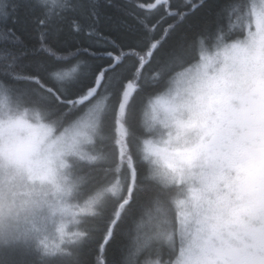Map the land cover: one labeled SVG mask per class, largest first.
Wrapping results in <instances>:
<instances>
[{
    "label": "clouds",
    "instance_id": "clouds-1",
    "mask_svg": "<svg viewBox=\"0 0 264 264\" xmlns=\"http://www.w3.org/2000/svg\"><path fill=\"white\" fill-rule=\"evenodd\" d=\"M233 4L230 34L151 66L157 87L139 134L123 107L106 126L112 106L102 98L69 118L0 89V253L51 223L54 210L97 216L107 200L127 204L123 166L135 161L144 168L132 172L135 188L146 195L128 232L133 258L125 251L121 264H264V0ZM83 162L112 175L73 211L67 200L86 182Z\"/></svg>",
    "mask_w": 264,
    "mask_h": 264
},
{
    "label": "snow or ice",
    "instance_id": "snow-or-ice-1",
    "mask_svg": "<svg viewBox=\"0 0 264 264\" xmlns=\"http://www.w3.org/2000/svg\"><path fill=\"white\" fill-rule=\"evenodd\" d=\"M204 2L126 0L113 5L111 0L105 4L100 0H0V24L5 26L0 31V43L5 45L0 47V74L6 77L0 79V89L15 99L34 101L52 109L53 116L63 113L75 117L102 98L105 107L112 106L105 120L115 127V114L123 107L129 130L136 134L129 117L138 107L141 109L145 98L157 87V77L152 71L145 76V69L154 64L168 65L185 57L186 52H194L198 43L226 36L234 28L233 0H227L214 21L201 24L195 31H189L190 24L183 27L190 15L204 7ZM111 8H115V15H108ZM21 9L25 12V23L28 16L32 17L39 36V52L44 53L27 63L22 62L21 54L27 46L14 27H7L9 21L13 25L21 22L18 15ZM102 24L114 26L116 35L102 31ZM61 48L66 55L58 54ZM32 51L35 54L37 49L33 47ZM26 68L31 72L21 75ZM128 151L132 153L131 144ZM120 156L122 150L118 147L117 157ZM123 167L128 173V183L132 184L131 199L127 204L121 201L116 205L103 226L94 230L98 235L87 232L70 245L67 254L45 251L36 234L13 239L0 253V264H17L13 254L18 251L34 254L39 258L38 264H86L85 249L92 245H95L93 264H107L105 254L136 191L132 172L135 169L138 177L137 164L133 161L132 168L127 164ZM125 251L129 260L133 258L134 249L128 243L113 264H121Z\"/></svg>",
    "mask_w": 264,
    "mask_h": 264
},
{
    "label": "trees",
    "instance_id": "trees-1",
    "mask_svg": "<svg viewBox=\"0 0 264 264\" xmlns=\"http://www.w3.org/2000/svg\"><path fill=\"white\" fill-rule=\"evenodd\" d=\"M107 0H100L101 4H105ZM126 0H111L113 5L123 4ZM172 2L179 3V0H172ZM227 2V0H205L204 7L201 8L197 13L190 15L189 19L185 22L183 27H187L189 24L191 28L189 31H195L201 24L205 22H211L216 19V14L219 9ZM167 7V5H165ZM115 8H111L108 11V15H115ZM18 15L21 17V22L13 25L9 21L7 27L15 28L16 34L24 41V44L27 46L26 50L22 54V62L27 63L28 60L33 59L35 55L43 56L44 53L39 52V36L36 31V25L32 22V17H27V22H24L25 12L23 9L20 10ZM4 25L0 24V31L4 29ZM161 28H164V25H160ZM66 31V29H65ZM102 31L109 35H116V28L114 26H108L107 24H102ZM63 41V35L61 36V42ZM51 43V39H49ZM5 45L0 43V47ZM11 47V45H8ZM35 47L37 52L34 54L32 49ZM14 51H20L19 49H13ZM60 55H66V50L61 48L58 51ZM190 51L185 53V57H190ZM151 70V66L148 69H145V76L148 75ZM31 72L30 68H26L21 72V75H27ZM0 79H6L0 74ZM23 86V85H21ZM139 107L136 112L129 117V123L136 130V133L139 134ZM72 118V117H69ZM111 123L110 120H106V126ZM106 165H89L87 162H83L81 165V174L85 175L86 182L81 185L79 190L72 196V200H75L78 204H82L86 198L95 193L96 191L105 187L109 180L111 179V173L107 170ZM127 172L126 169H124ZM138 177H142L144 174V168L142 164H137ZM146 193L136 190L135 195L131 200L130 206L124 211L122 219L119 222L118 227L116 228V236L111 245H109L108 250L105 254L107 259V264H113V261H118L121 256V252L125 249V246L129 243L128 232L131 226L132 220L138 215L140 204L143 202ZM117 204H114L111 200H107L103 203L101 207L100 214L97 216H82L79 217V223L77 225L78 230H83L87 232H93L94 235L99 233L94 231L103 226L105 220L112 214L113 210L116 208ZM95 245H92L90 248L85 249L86 254V264H93V258L95 256L94 252ZM54 253L67 254L70 253V247L68 250L55 251ZM13 259L17 261V264H38V257L34 254H30L25 251H18L13 254Z\"/></svg>",
    "mask_w": 264,
    "mask_h": 264
},
{
    "label": "rangeland",
    "instance_id": "rangeland-1",
    "mask_svg": "<svg viewBox=\"0 0 264 264\" xmlns=\"http://www.w3.org/2000/svg\"><path fill=\"white\" fill-rule=\"evenodd\" d=\"M67 204L73 206V211H75L76 205H80L75 200H72V197L68 198ZM82 216L74 217L71 214H65L63 211L54 210L51 223L46 222L45 225L37 224L36 228L34 229V234L38 235L41 241L47 238L46 242L51 248L54 249V252L60 251L56 250V245H59V249L67 251L68 247H70V245L76 239L73 238L72 241H69L66 233H71L78 230V224L75 221L79 220V217Z\"/></svg>",
    "mask_w": 264,
    "mask_h": 264
}]
</instances>
